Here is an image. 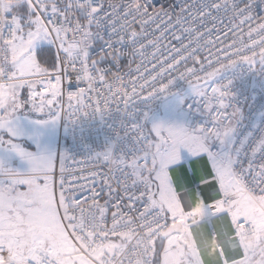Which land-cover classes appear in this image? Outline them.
Segmentation results:
<instances>
[{
  "label": "snow or ice",
  "instance_id": "obj_1",
  "mask_svg": "<svg viewBox=\"0 0 264 264\" xmlns=\"http://www.w3.org/2000/svg\"><path fill=\"white\" fill-rule=\"evenodd\" d=\"M132 3L0 14V264H88L109 237L129 264H208L194 217L220 239L214 264H264V117L241 133L230 103L242 68L264 88V0ZM93 120L111 135L83 159L44 142Z\"/></svg>",
  "mask_w": 264,
  "mask_h": 264
},
{
  "label": "built area",
  "instance_id": "obj_2",
  "mask_svg": "<svg viewBox=\"0 0 264 264\" xmlns=\"http://www.w3.org/2000/svg\"><path fill=\"white\" fill-rule=\"evenodd\" d=\"M21 2L22 0H2V2H0V14L7 15L11 12L14 15L15 10H17ZM113 2H118V0H113ZM153 2H155V0H153ZM174 2H176V0H174ZM28 3L31 7L32 0H28ZM133 3L131 5L132 8H134ZM197 7H199V4H197ZM255 11L260 15H264V5L257 4ZM241 71L243 73L242 77L235 80L231 88L233 96L230 99V103L234 106H238L242 110L243 118L239 123V128L241 133H246L252 130L255 124H260L261 118L264 117V88H261L258 83L254 86V82L258 80V77L252 76L246 68H242ZM180 87H186V85L181 82ZM106 135H111V132L109 128L105 126L104 122L93 120L86 121L82 125L72 126L62 121L59 124L56 151H68L70 154L83 159V156L87 154L89 149L98 150L102 147ZM257 135H259L258 132ZM112 163L114 166L118 167L122 164V161L120 159H114ZM203 207V201L199 200L198 203L195 204L194 210L199 212ZM192 223L193 228L190 234V238H193L191 239L192 246L195 247L199 244L201 252L203 249H207L205 243L199 242L196 235L199 234V236H202L201 232L203 229H206L208 234L211 235L212 240H215V242H213L214 249L218 251L220 246L219 237L213 236L209 232L208 221L201 224L199 220L194 217ZM110 227L111 226H109V228ZM125 243L126 241L123 238L113 239L109 237L106 241L102 242L100 249L92 254L96 259H90V261L93 264H102L103 260H112L113 264H116L117 261H119L120 264H129L130 257L134 256L135 253L132 252L131 244H128L125 250Z\"/></svg>",
  "mask_w": 264,
  "mask_h": 264
},
{
  "label": "crops",
  "instance_id": "obj_3",
  "mask_svg": "<svg viewBox=\"0 0 264 264\" xmlns=\"http://www.w3.org/2000/svg\"><path fill=\"white\" fill-rule=\"evenodd\" d=\"M17 15H19V12H17V10H15L14 17H17ZM35 63H36V65L38 64L37 61ZM27 118L29 119V121L37 119V117H34L33 115H29ZM24 127L29 132L32 131V129H33V125H31L30 123L25 125ZM58 132H59V125H57V127L55 128L54 131H51L47 135V137L45 138V141H44L51 148H53L55 151H56V146H57ZM25 140H27V139L25 138ZM27 142L30 143L34 149V147H35L34 143L31 140H27Z\"/></svg>",
  "mask_w": 264,
  "mask_h": 264
},
{
  "label": "bare ground",
  "instance_id": "obj_4",
  "mask_svg": "<svg viewBox=\"0 0 264 264\" xmlns=\"http://www.w3.org/2000/svg\"><path fill=\"white\" fill-rule=\"evenodd\" d=\"M196 203H198V201ZM196 235H197L198 241L201 243L204 242L205 245L207 246L208 250L203 249L202 252L205 255V257L207 258L208 264H214V261L217 259V251L214 249V245H213V242H215V240H212L211 235L208 234V231L206 229H203V231L201 232L202 236H199V234H196ZM219 241H220V239H219ZM210 250L214 252V255H212V256L209 255Z\"/></svg>",
  "mask_w": 264,
  "mask_h": 264
},
{
  "label": "rangeland",
  "instance_id": "obj_5",
  "mask_svg": "<svg viewBox=\"0 0 264 264\" xmlns=\"http://www.w3.org/2000/svg\"><path fill=\"white\" fill-rule=\"evenodd\" d=\"M18 12V11H17ZM15 13V12H14ZM19 17V15H17V17L16 18H18ZM31 55V58H32V62H33V64L34 65H36V61H37V57H36V53H35V50H33V52L30 54ZM24 144H25V147L26 148H29V149H33V146L30 144V143H28L27 142V140H24ZM50 187H49V189H48V192L46 193V195H48V196H50ZM88 264H93L90 260H88Z\"/></svg>",
  "mask_w": 264,
  "mask_h": 264
},
{
  "label": "clouds",
  "instance_id": "obj_6",
  "mask_svg": "<svg viewBox=\"0 0 264 264\" xmlns=\"http://www.w3.org/2000/svg\"><path fill=\"white\" fill-rule=\"evenodd\" d=\"M141 3H142V0H134L133 7L134 8H139ZM209 255L210 256L214 255V252L210 250L209 251Z\"/></svg>",
  "mask_w": 264,
  "mask_h": 264
},
{
  "label": "trees",
  "instance_id": "obj_7",
  "mask_svg": "<svg viewBox=\"0 0 264 264\" xmlns=\"http://www.w3.org/2000/svg\"><path fill=\"white\" fill-rule=\"evenodd\" d=\"M37 57V56H36ZM37 62H38V64H39V60H38V57H37ZM40 67H43V65H41ZM34 117H36V116H34Z\"/></svg>",
  "mask_w": 264,
  "mask_h": 264
}]
</instances>
